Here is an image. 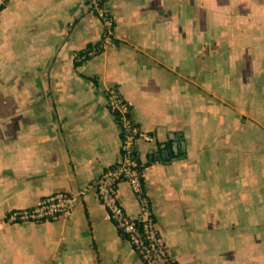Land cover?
I'll return each mask as SVG.
<instances>
[{"label":"crops","instance_id":"1","mask_svg":"<svg viewBox=\"0 0 264 264\" xmlns=\"http://www.w3.org/2000/svg\"><path fill=\"white\" fill-rule=\"evenodd\" d=\"M103 1L113 42L84 60L102 31L84 0L0 10V264H143L95 189L119 154L110 87L151 136L135 151L172 264H264V0ZM78 190L67 217L4 220Z\"/></svg>","mask_w":264,"mask_h":264},{"label":"built area","instance_id":"2","mask_svg":"<svg viewBox=\"0 0 264 264\" xmlns=\"http://www.w3.org/2000/svg\"><path fill=\"white\" fill-rule=\"evenodd\" d=\"M8 0H0V10ZM86 8L101 22V37L95 49L79 55V60L96 54L113 42V18L103 0H84ZM108 109L119 117V154L116 161L105 168L95 178L97 197L119 232L130 242L143 264H172L167 247L157 228L150 198L145 191L142 174L138 170L139 161L135 144L139 140L149 141L151 136L140 129L130 114L129 105L119 90L110 87L106 90ZM128 183L137 198L138 211L135 216L127 214L117 195V184ZM82 190L77 192H55L42 197L35 205L9 210L4 220L12 223L41 222L70 215L73 206L82 198Z\"/></svg>","mask_w":264,"mask_h":264},{"label":"trees","instance_id":"3","mask_svg":"<svg viewBox=\"0 0 264 264\" xmlns=\"http://www.w3.org/2000/svg\"><path fill=\"white\" fill-rule=\"evenodd\" d=\"M96 45L97 44H95V45H92V46H89V47H87L85 50H83V52L84 51H86V50H89V49H95V47H96ZM101 50L99 49V50H96V53L97 52H100ZM82 53V52H81ZM80 52L79 53H77L76 54V58L79 60V55L81 54ZM114 118H115V120H116V122H118L119 123V117L117 116V114H114ZM127 118H131V116H130V114H128L127 115ZM173 142L176 144V153H175V155L173 156V157H183L184 155H185V151H184V148H183V145L181 144V141H180V139L179 138H175L174 140H173ZM167 145V152H170L171 151V147H172V141H169L168 142V144H166ZM170 158H172V157H170ZM159 160H161V161H165V160H168V157H166V158H160ZM154 160L152 159V160H149V161H147L146 163H144V164H142V163H139V165H138V170H139V172H141V174H142V170H143V168L146 166V165H148V164H150V163H152Z\"/></svg>","mask_w":264,"mask_h":264}]
</instances>
